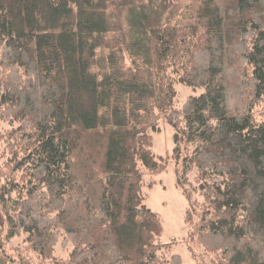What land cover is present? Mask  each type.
Wrapping results in <instances>:
<instances>
[{
    "label": "trees",
    "instance_id": "trees-1",
    "mask_svg": "<svg viewBox=\"0 0 264 264\" xmlns=\"http://www.w3.org/2000/svg\"><path fill=\"white\" fill-rule=\"evenodd\" d=\"M160 119L195 247L264 264V0H0V264H182L145 205Z\"/></svg>",
    "mask_w": 264,
    "mask_h": 264
},
{
    "label": "rangeland",
    "instance_id": "rangeland-1",
    "mask_svg": "<svg viewBox=\"0 0 264 264\" xmlns=\"http://www.w3.org/2000/svg\"><path fill=\"white\" fill-rule=\"evenodd\" d=\"M177 105L187 101L190 96H198L200 90H193L182 85L176 86ZM174 131L172 127L159 120V131L152 132L153 154L157 159H167L166 170L159 175L145 176L146 182L153 180L151 187L145 188V205L152 212L159 215L163 224L161 242H176L174 253L182 258V264H211L209 259L203 255L201 249L195 247L192 242L191 232H195L200 223V206L203 203L202 197L194 188V176L192 173L185 177L182 175L181 162L174 159L173 143ZM189 218V222L187 219ZM20 243L19 239L15 240ZM8 253L12 254L11 248L6 247ZM57 258H65L67 251L58 246L55 249ZM50 264V263H48Z\"/></svg>",
    "mask_w": 264,
    "mask_h": 264
}]
</instances>
